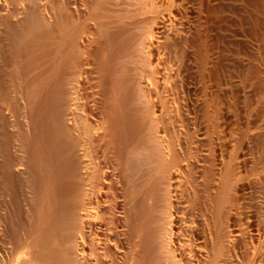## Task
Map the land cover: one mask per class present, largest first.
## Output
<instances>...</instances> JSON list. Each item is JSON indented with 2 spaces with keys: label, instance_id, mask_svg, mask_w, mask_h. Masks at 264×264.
Listing matches in <instances>:
<instances>
[{
  "label": "bare ground",
  "instance_id": "6f19581e",
  "mask_svg": "<svg viewBox=\"0 0 264 264\" xmlns=\"http://www.w3.org/2000/svg\"><path fill=\"white\" fill-rule=\"evenodd\" d=\"M219 4L0 0V264H264V43Z\"/></svg>",
  "mask_w": 264,
  "mask_h": 264
},
{
  "label": "rangeland",
  "instance_id": "374dc122",
  "mask_svg": "<svg viewBox=\"0 0 264 264\" xmlns=\"http://www.w3.org/2000/svg\"><path fill=\"white\" fill-rule=\"evenodd\" d=\"M177 1H179V0H177ZM222 1H223V4H219L220 5L219 6V12H218L219 14L216 16L217 19H214V21H216L215 22V24H216L215 29L218 30L217 27H219V29L221 28L220 29V33H221V32H226L227 29H225V31H224V28H227V26L231 25V24H232L233 27L234 26H236L237 28H241L242 27L241 30H245V32L248 35L250 33H253V34H250L253 37H254V35H257V36H255V38L257 37L256 39L260 40V42H262L261 44H263L264 43V14L262 12L255 11L254 9H252L253 8V6H252L253 2L252 1H254V4L258 3L260 5V4L264 3V0H263V2H262V0H222ZM248 18H250V19H248ZM254 21H255V23H254ZM227 22H228V24H227ZM256 25H257V28H259V33H258V29L257 28H256L257 30H255V26ZM222 27H223V29H222ZM253 30H255L256 32L255 31L252 32ZM220 33H219V35H221V36H219V40H220V42L224 43L225 40H226V37L223 36ZM255 33H258V34H255ZM243 44H242V47L244 48V50L247 49L248 45L245 44L243 46ZM263 47H264V44H263ZM263 47H261V50H260L262 52L261 54H263V52H264V50L262 49ZM255 68L258 69V71H259V67H255ZM255 68H253V70H255ZM261 111L262 110H260V106L259 105L253 106L250 110L240 109V111H239L240 112L239 119H240L241 126L243 125V123L245 124L246 120H248L250 122H255V120H257V122H259L261 119H264L263 118L264 117V113L262 112V114H263L262 115L260 113ZM258 112L260 113V115H259ZM257 115H258V118L254 119L255 117H257ZM261 116H262V118H261ZM251 120H254V121H251ZM259 145L262 146V144H259ZM262 147H260L258 150H261ZM248 158H250V154L248 152L247 153H246V151H241L240 152L239 160H240L241 164H243V163L247 164V165H245L246 168H249L250 165H251V167L254 166V164H253L254 162L252 161V162L249 163V161H248L249 159Z\"/></svg>",
  "mask_w": 264,
  "mask_h": 264
}]
</instances>
